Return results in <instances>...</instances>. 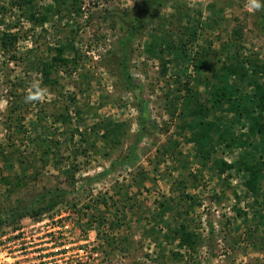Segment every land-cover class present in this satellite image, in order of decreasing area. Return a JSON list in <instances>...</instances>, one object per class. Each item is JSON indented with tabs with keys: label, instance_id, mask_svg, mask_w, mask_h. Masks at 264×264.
Returning a JSON list of instances; mask_svg holds the SVG:
<instances>
[{
	"label": "rangeland",
	"instance_id": "1",
	"mask_svg": "<svg viewBox=\"0 0 264 264\" xmlns=\"http://www.w3.org/2000/svg\"><path fill=\"white\" fill-rule=\"evenodd\" d=\"M12 2L0 0V37H17L0 48V264H264L262 196L245 191V175L194 159L175 90L197 51L212 71L236 52L264 62L262 0H34L46 15L36 25ZM58 46L69 62L44 78L39 62ZM122 61L146 114L130 160L138 112ZM107 120L121 124L115 146L102 142ZM181 226L200 241L192 251Z\"/></svg>",
	"mask_w": 264,
	"mask_h": 264
},
{
	"label": "trees",
	"instance_id": "2",
	"mask_svg": "<svg viewBox=\"0 0 264 264\" xmlns=\"http://www.w3.org/2000/svg\"><path fill=\"white\" fill-rule=\"evenodd\" d=\"M154 1V6L159 7L167 0ZM12 5L21 11V17L27 22L36 25L43 23L46 19L45 14L36 12L34 0H13ZM258 8L263 11L261 18L264 22V0L260 6L258 5ZM49 9L51 8H44L47 11ZM145 20L146 18L143 19V23ZM131 30L133 32L129 34L128 37L130 38L136 34L138 25H132ZM16 39L15 34L3 32L0 37V48L7 51L10 46L14 45ZM194 39L195 32H189L188 41L192 42ZM182 50L184 51L183 48ZM63 51V46H58L54 49L55 53L50 63L39 62L44 78L49 75L50 69L55 65L69 62L62 57ZM201 53L195 52L199 59H196L194 55L190 61L194 75L188 79L185 77L181 82L177 81L175 90L177 93L182 92L180 99L183 101V105L187 107L186 112L182 111L178 114V117L183 118V123L178 128L179 130H189L190 134L186 138V142L192 145L195 160L203 166L210 164L209 169L215 171L217 175H225L230 171L245 175L243 182L245 191L258 197L259 200L256 199V203L261 202L259 198L261 195L264 204V62L249 57L240 59L236 52L222 60L219 70L212 71L204 65L205 60L201 59L204 54ZM122 62L125 89L132 93L138 112V139L128 150L125 158L130 160L139 139L147 135L143 130L146 114L144 113V101L140 100L139 95L134 93L138 86L127 75L125 62ZM207 70H211V76H206L201 81L200 77L204 76ZM191 81L193 84L190 86ZM200 83L203 84L206 95L204 102L200 101L201 94L196 88ZM224 107H226L227 112L223 110L221 111L223 115L210 118L214 115L213 111L224 109ZM174 109L176 108L174 107ZM229 111L233 114V118L226 123L227 116L224 115L228 114ZM236 126L244 130L237 132ZM101 135L103 144L117 145L122 136L121 124L107 120L104 122ZM236 150H241V152L232 161L216 156L217 151L235 155ZM163 153L166 151L163 150ZM63 195L57 190L48 191L46 194L31 200L29 207H25L9 217L21 218L31 212L35 206L43 204L47 198L51 199L52 196L60 197ZM57 201L54 200L45 208L54 207L58 203ZM160 207L162 206L160 205ZM162 210L164 211V209ZM180 229V233H183L187 239L185 247L192 251L194 243L196 242L198 245L200 241L196 239V236H193L194 233L184 232L183 226ZM173 255L176 256L178 253L175 252Z\"/></svg>",
	"mask_w": 264,
	"mask_h": 264
}]
</instances>
